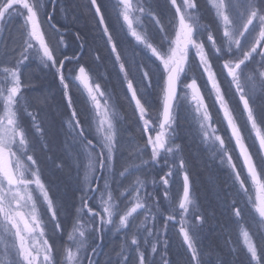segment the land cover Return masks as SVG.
Listing matches in <instances>:
<instances>
[{
  "label": "snow or ice",
  "instance_id": "snow-or-ice-1",
  "mask_svg": "<svg viewBox=\"0 0 264 264\" xmlns=\"http://www.w3.org/2000/svg\"><path fill=\"white\" fill-rule=\"evenodd\" d=\"M50 2L54 11L57 0ZM147 3L148 0H115V8L127 34L142 50L150 53V60L154 57L159 62L157 68L160 71L155 77V83L154 74L143 63L136 65L141 72L140 79L134 82V78L129 77L130 69L126 67L117 41L109 30L102 6L98 0H90L99 24L103 26L107 42L111 45V51L115 54L119 70L124 75L127 91L134 102V110L142 122L141 130L146 137L144 144H137L130 153L132 160L126 162L122 170H118V124L122 117L111 103L109 93L93 80L84 65L69 70L71 81L65 76L66 62H78L79 56L57 59L56 47L40 21L41 9L44 7L42 0H0V31H3L6 21L17 17L23 20L22 45L19 50L12 49V54L18 53L19 58L11 64H0V264H85V261L87 264H98L95 257L102 243L96 241L98 239L102 242L106 226H114L116 232L126 230L120 251L116 253L115 264H128L133 254L138 257V264H150L147 253L150 251L153 257L157 254L161 234L167 233L169 222L179 225V234L194 264H203L197 247L196 229L203 225L204 217L196 211V200L192 195L184 159L180 158L178 165H170L169 171L160 177L165 186L164 199L169 201L166 209L161 210L154 193L148 191L147 182L139 175L123 187L119 195L116 194L123 180L150 162L156 163L163 158L167 165L169 156L176 158L180 146L174 143L173 126L176 111L181 104L191 109L202 142L231 169L239 190L248 194L246 182H250L256 192L254 201L248 195V202L255 213L253 223L264 227V155L259 164L254 160L250 145L246 143L251 135L245 136L236 109L228 97V91L222 87L220 74L213 63V58L222 61L221 73H226L229 90H234L233 95L242 106V114H246V125H250V133L258 142L259 152L264 154V116L258 117L253 106L255 95L264 92V0H209L222 32L219 37L213 34L208 25L201 24L197 0H180L179 3L178 0H170L175 9L174 20L169 22L174 33L171 36L155 12L146 6ZM45 15L53 32L59 33L60 29L51 23L53 14ZM145 15L151 17L159 27L161 36L158 43L153 42L144 26ZM205 33L206 41L202 38ZM63 43V35H60L58 44ZM8 54L6 50L4 55ZM257 56L260 57L258 66L249 70V65ZM30 58L39 60L45 67L56 69L71 109L70 119L66 122L68 135L76 150L78 166L83 169L80 177L82 187L79 189L80 206L76 210L78 215L67 234V240L71 243L64 245L59 262L54 258V247L46 234V223L38 204L46 206V214H50L49 219L55 230L62 231L63 226L58 219V210L50 190L41 178L34 154L29 151L30 140L20 120L21 111H27L21 103L24 89L22 67ZM197 58L199 78L189 75L192 61ZM198 79L203 82L198 83ZM70 82L87 94L93 114L88 129L72 105ZM150 89H158L156 100L159 107L156 109L150 99ZM208 98L212 99V105L216 106L217 113L221 115V122L230 131V139L234 141L242 160V168L246 171L245 178L237 169L225 138L218 132ZM28 115L32 116L35 131L43 135L44 129L36 115L31 112ZM92 124L95 125L94 130ZM90 135L93 138H89ZM148 149L150 160H144L143 155ZM176 167L183 172V189L178 201L173 202L169 198L168 178L174 175L173 169ZM152 183L155 186L156 181ZM34 192L38 196H34ZM233 213L239 236L250 254V264H264V247L258 251L253 238L256 233L251 232L247 224L242 222V210L235 206V201ZM140 216L143 219L136 223ZM158 217L163 218L161 227H157ZM161 259L163 264H168L163 256ZM108 264H113L111 257Z\"/></svg>",
  "mask_w": 264,
  "mask_h": 264
},
{
  "label": "trees",
  "instance_id": "trees-1",
  "mask_svg": "<svg viewBox=\"0 0 264 264\" xmlns=\"http://www.w3.org/2000/svg\"><path fill=\"white\" fill-rule=\"evenodd\" d=\"M42 3L44 7L41 9L40 21L46 35L51 39L53 46L56 47L55 55L57 59H64L65 56H79L78 62L75 60L72 63L66 62L65 76L71 81L72 77L69 70L84 65L89 70L93 80L100 83L102 88L109 93L119 116L122 117L118 124L119 150L116 154L117 169L122 170L126 162L132 160L130 153L133 152L137 144L142 146L146 137L141 130L142 122L139 121L134 110V102L131 101L130 93L127 91L124 75L120 72L115 54L112 53L111 45L107 42V37L103 33V26L99 24L90 0H57L54 11L50 0H42ZM98 3L102 6L105 21L117 41L122 59L126 67L130 69L129 77L134 78V82L139 80L141 72L136 65L143 63L151 69L155 83V77L159 75L160 71L157 68L159 62L155 61L154 57L150 60V53L142 50L141 46L137 45L134 39L127 34L122 18L117 15L115 0H98ZM197 5L201 24L208 25L217 37L222 35L215 12L212 11L207 1L197 0ZM146 6L155 12L169 35H174L169 22L174 20L175 10L170 4V0H148ZM45 13L53 14L54 19L51 23L60 29L59 33L53 32ZM143 23L149 35L153 38V42L158 43L161 36L159 27L147 15L143 17ZM22 24L23 20L19 17L4 23L3 31L0 33V64H11L19 58L18 53L16 55L12 54V49L19 50L22 45ZM77 34H79V39H77ZM60 35H63V44H58ZM202 38L206 41V33L202 35ZM6 50L9 53L7 56L4 55ZM257 58L258 56L255 59ZM28 61L22 67L24 89L21 103L27 108V111H21L20 113V120L23 119L21 124L27 122L24 125L29 127L30 130L33 120L32 116L28 115L29 112L36 115L37 121L42 127V123L49 121L50 125L52 124L51 127L54 126L53 141L56 143L55 146L59 156L63 157L65 151L70 149L63 118H70L71 116V109L68 107L63 86L59 82L56 69L43 66L39 68L33 61ZM197 63L198 58L192 61V71L189 75H195L199 78L200 70L197 68ZM213 63L215 70L220 74L222 87L228 91V97L236 109L238 122L241 124L245 136L251 135V138L246 139V142L250 145L254 159L259 164L262 153L259 152L254 135L250 133V125H246V114H242V106L238 104V98L233 95L234 90H229V84L225 79L226 73H221L222 61L213 58ZM253 63L256 65L255 62ZM253 66L250 64L249 68ZM202 82L198 79V83ZM149 91L152 92L150 99L153 101V108L156 109L159 107L156 100L158 89H150ZM69 95L72 99V105L83 123V118H85L86 112L89 111L86 96L81 88L71 82L69 84ZM207 102L210 105V111L213 114L218 132L225 138L237 169L241 171L242 178H245L246 171L242 168V161L239 158L234 141L230 139V131L221 122V115L217 113L216 106L212 105V99L208 98ZM253 106L258 117L264 116V94L255 95ZM173 127L174 143L180 146L176 158L173 159L169 156L167 165L163 158L156 163L150 162L142 167L139 172L123 180L122 186L116 190V194L119 195L123 187L128 186L134 177L139 175L141 179L147 182L148 191L154 193L160 203L161 210L166 209L169 201L164 199L165 186L160 181V177L169 171L170 165H178L179 159H184L192 183V195L196 200V211L204 217L203 225L196 229V242L202 255L203 264H250V254L247 253L242 238L239 236L237 220L233 213V201H235V206L242 210V222L247 224L251 232L256 233L253 238L259 251V248L264 247V227H258L257 224L253 223L255 213L248 202V195L254 198L250 182H246V186L249 188L248 194L239 190V185L234 183L231 169L226 163L221 162L219 155H214L209 147L202 142L191 109L186 104H181L178 107ZM71 153L70 155L74 156ZM143 159L150 160V149L145 151ZM58 161L61 168H58L56 172L60 173L61 171V181L46 182L49 184L54 199H57L56 205L63 226L62 235L52 236L56 257L59 260L64 245L69 243L66 242L67 234L72 229L75 216L78 215L76 210L80 206L81 192L79 189L82 187V183L80 179L81 171L76 170L72 159L71 165L64 157ZM134 162L138 163L139 161L135 160ZM173 171L174 175L168 178L169 198L173 202H177L179 195L182 194L183 176L178 167L174 168ZM153 181H156L155 186H153ZM121 206L123 207V205ZM189 218H192V213L189 214ZM142 219L143 216H140L136 223H139ZM177 220H179V216H177ZM195 223L198 224L199 222ZM162 224L163 218L158 217L157 227H161ZM123 233L116 235L115 233L105 234L103 232L102 242L97 239V243H102V248L99 249V254L95 257L98 264H108L110 257L113 264H115L116 253L120 251ZM147 255L150 264H163L162 256L168 261V264H194L191 260V253L185 245L183 237L179 234V225L172 222H169L167 233L161 234V243L158 245L157 254L153 257L148 251ZM137 262L135 254L128 260V264H137ZM85 264H87V261H85ZM251 264H255V262H251Z\"/></svg>",
  "mask_w": 264,
  "mask_h": 264
},
{
  "label": "rangeland",
  "instance_id": "rangeland-1",
  "mask_svg": "<svg viewBox=\"0 0 264 264\" xmlns=\"http://www.w3.org/2000/svg\"><path fill=\"white\" fill-rule=\"evenodd\" d=\"M205 1H207V3L209 4V0H205ZM209 6L212 9V11H214V9L211 7L210 4H209ZM0 33H1V31H0ZM259 60H260V57L259 56H258L257 59L254 60V62L256 63V65H257V62ZM29 61H33L34 63H36V65L39 68H40V66L45 67L43 64H41L39 62V60H37L35 58L34 59H30ZM249 70H250V68H249ZM82 92L85 94V96L87 98L86 92H84L83 90H82ZM258 94L259 93H257V95ZM262 94H264V92H262ZM87 102H88V99H87ZM111 103L114 105V102L112 100H111ZM88 105H89V109H90L89 110L90 116H89V122L87 124V129L90 126V123L92 121V116H93L92 111H91V106H90L89 102H88ZM21 120H23V119L21 118ZM24 124L26 125L27 122H24L22 124V126L27 130L28 138L30 140L31 147H30L29 151H30V153L34 154V158L37 161V166H38V168L40 170V173H41V178L45 182V185L48 188H49V184L48 183H50V182L51 183H55L56 181H61V179H62V178H60L61 171H60V173H57L56 172L58 168H61L60 165H58V162H59L58 160L60 158L63 159V157H64V159H66V161L69 162L70 165H71L70 162H71V159H72L73 166L76 168L77 171H79V170L81 171V176H82L83 169H82V167H79L78 166V161L76 159V150L72 147V141H71V137L68 135V129H67L66 132H67V138H68V140L70 142V145H69L70 146V149H68V151H65V155L63 154V157H61V156H59V153H58L57 148L55 146L56 143H55V141H53V137H54L53 136L54 126L52 128L51 127L52 124L50 125V122L49 121L47 123H46V121H45V123H42L43 129H44L43 135L37 133L35 131V128H34L33 124L30 126V122H29L30 130H29V127H26ZM31 127H32V130H31ZM91 127L94 130L95 125L92 124ZM91 137L93 138L92 135H91ZM237 151H238V149H237ZM70 153L71 154H74V156H71ZM238 154H239V152H238ZM18 155H19V153H18ZM80 163L82 164V161ZM180 173L183 176V172L181 171ZM46 181H48V183ZM49 190H50V195L53 198L54 205L57 208V205H56L57 199L56 200L54 199L53 193H52V191H51L50 188H49ZM251 191H253V193H254V195H253L254 196L253 201H254L255 200V196H256V192H255V190L252 187H251ZM80 195H81V193H80ZM34 196H38V193H35L34 192ZM38 207H39V211L41 213V216L43 217V219L45 220V223H46L45 231H46L47 236L49 237V242L51 244H53V247H54V243L52 242V236H54V235H57V236L58 235H62L63 232L62 231H57V230L54 229L53 224H52V222L49 219L50 214H46V206H43V205H39L38 204ZM97 210H99V209H97ZM76 218H77V216H75L74 219H76ZM58 219L60 220L59 210H58ZM108 229H111V230L109 231ZM124 231H126V230H121V232H116L114 226H106L104 233L105 234H109V233L110 234L111 233L114 234L115 233L117 235V234H122V232H124ZM54 232H56V233H54ZM66 242H68L67 239H66ZM70 243L71 242H69V244ZM62 253H63V251L61 252L60 259L58 260L57 257H56L55 247H54V258L56 257L55 260L57 262H59L61 260ZM0 259H2V256H0ZM136 260L138 261V257H136ZM137 264H138V262H137Z\"/></svg>",
  "mask_w": 264,
  "mask_h": 264
},
{
  "label": "bare ground",
  "instance_id": "bare-ground-1",
  "mask_svg": "<svg viewBox=\"0 0 264 264\" xmlns=\"http://www.w3.org/2000/svg\"><path fill=\"white\" fill-rule=\"evenodd\" d=\"M253 62H254V61H253ZM253 62L251 63V65H254V66H255L254 68H256L257 66H256ZM86 113H87V114H86L85 118H83V119H84L83 124H84L85 128L87 129V124H88V122H89V116H90V113H89V111L86 112ZM89 138H92L91 135L89 136Z\"/></svg>",
  "mask_w": 264,
  "mask_h": 264
},
{
  "label": "flooded vegetation",
  "instance_id": "flooded-vegetation-1",
  "mask_svg": "<svg viewBox=\"0 0 264 264\" xmlns=\"http://www.w3.org/2000/svg\"><path fill=\"white\" fill-rule=\"evenodd\" d=\"M255 66H253L252 68H250V69H253ZM95 81V80H94ZM227 81V80H226ZM228 82V81H227ZM86 102H87V98H86ZM88 103V102H87ZM89 106V105H88ZM90 110V109H89ZM70 118H63V121H64V125H65V128H66V130L65 131H67V126H66V122L69 120ZM85 127V126H84ZM66 134H67V132H66ZM247 143V142H246ZM251 151V150H250ZM255 160V159H254Z\"/></svg>",
  "mask_w": 264,
  "mask_h": 264
},
{
  "label": "water",
  "instance_id": "water-1",
  "mask_svg": "<svg viewBox=\"0 0 264 264\" xmlns=\"http://www.w3.org/2000/svg\"><path fill=\"white\" fill-rule=\"evenodd\" d=\"M175 10V9H174ZM257 145H258V142H257ZM258 148H259V146H258ZM262 155H264V154H262ZM191 191H192V183H191ZM182 237V236H181ZM186 245V244H185ZM187 246V245H186Z\"/></svg>",
  "mask_w": 264,
  "mask_h": 264
}]
</instances>
